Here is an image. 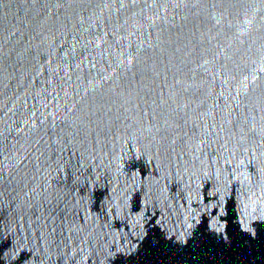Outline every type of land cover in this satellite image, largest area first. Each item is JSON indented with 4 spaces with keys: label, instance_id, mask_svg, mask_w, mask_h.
<instances>
[{
    "label": "water",
    "instance_id": "95a60500",
    "mask_svg": "<svg viewBox=\"0 0 264 264\" xmlns=\"http://www.w3.org/2000/svg\"><path fill=\"white\" fill-rule=\"evenodd\" d=\"M0 264H264V0H0Z\"/></svg>",
    "mask_w": 264,
    "mask_h": 264
}]
</instances>
